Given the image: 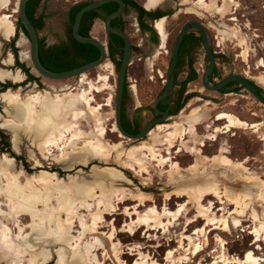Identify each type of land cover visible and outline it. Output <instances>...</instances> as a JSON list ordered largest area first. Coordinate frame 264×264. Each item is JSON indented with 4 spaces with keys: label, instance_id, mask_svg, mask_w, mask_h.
I'll return each instance as SVG.
<instances>
[{
    "label": "rangeland",
    "instance_id": "obj_1",
    "mask_svg": "<svg viewBox=\"0 0 264 264\" xmlns=\"http://www.w3.org/2000/svg\"><path fill=\"white\" fill-rule=\"evenodd\" d=\"M45 1H47L45 13L48 15L46 16L45 27L39 31V37L42 40L43 45L44 35L51 40L61 33L58 24V7H66L70 4L67 0ZM69 1L71 2L72 0ZM234 1L237 5L232 8L230 14H227L224 17L217 13L216 10H213L212 12L197 6V0H191L189 3H185V0L178 1V5L174 10L175 17L168 20V30L166 31L164 27L166 42L163 44L160 33V46L150 56V59L148 60V68L151 69L153 64H165L167 62V51L169 50L167 49V44L171 41L174 27L177 24H182L188 19L201 20L207 25L210 35L213 38L215 44L213 50L218 52V73L216 77L220 79L221 77H227L229 74L241 75L253 80L264 93V86L259 81L264 75V0ZM19 2L20 0H12L8 7L3 9L0 8V16L10 17L16 27L15 34L11 38L6 39L0 37V94L7 92H10L11 95H14V93L18 94L21 99L19 103L23 105L26 102L28 110L25 114V118L20 119L16 116L8 115L5 112L6 106L0 102V130H2L10 143L9 151L3 143H0V167L6 168L8 166L7 162H10L11 165L8 170L15 181L18 180V182L24 187L30 185L33 189L44 191V171H47L56 173L57 178H54L53 182L57 183V185H61L62 188L71 186L74 183L73 181L77 178L82 182L85 180L83 183L94 187L99 194L102 190L111 192L121 188H129L130 186L127 185V183L132 182L131 187L134 191L133 193L144 192L146 195L151 196V201L147 203L148 208L156 206L159 211H162L168 207L170 210L175 211L178 208V205L186 201L187 198L173 197L171 201L166 202V193L172 191V187L169 186V171L173 169L177 163L181 165L182 169H187L195 162L196 155L200 149L203 150L204 155L213 157L218 154L222 147L228 150V155L231 159L242 161L248 158L249 162L247 166L250 168L251 173L253 172L254 174H257L262 181L264 180V105L258 103V101H255L253 98L245 99L232 94H230V96L227 97V100H225V97L221 98V96L215 92H208L210 94V97L206 100L208 104L201 106V104H205L206 102H200L191 107L190 110L182 113L183 109L178 114L179 118L174 117L173 119L164 122V124H161L174 125L176 123H181L189 129V125L185 122L186 117L193 113V111L197 112L200 116L199 124L196 126L197 135L192 136V134H187L184 140L179 139L178 144L171 152L170 163L165 168L160 166V161L168 158V155L164 151L161 159L154 162V170H152L151 177L148 175H142L138 172V168L129 166L132 164V162H130L132 160L126 156L120 157L117 152H114L109 159L97 156L91 158L86 163L78 164L74 158L84 156L85 152H82V149L90 142L99 139L102 131L104 132V138L107 143L113 144L121 142L123 146L122 149L125 151L132 148V146H137L145 142L150 143L151 139L148 134L141 140H130L121 138L119 132L112 131L113 124L115 123L114 106L116 81V79H114V74H112L114 73L113 69L107 70L105 67H99L85 73V77L79 76L77 78L61 81L46 79L35 72L30 59L29 38L21 30L16 34L19 18ZM180 3L182 5H179ZM218 4L222 6L223 0H218ZM171 7H173V5ZM194 7H197L202 11L200 15H195L190 12V9ZM39 15L44 17V0L41 1L39 8L37 9V16ZM224 24L229 28L226 33L219 30V27ZM236 30H240L242 35L244 34L243 36H245L247 43L249 44L250 52L248 61H244L243 59L244 49L239 43L238 31ZM169 34H171V36H169ZM145 57L148 56L146 55ZM136 59L137 58L133 59L135 65H131L129 68V77L142 79L145 77L147 71H145V69H138L136 72ZM17 62L25 65L26 68L30 70L31 74L36 78H39V82H30L28 76L18 66ZM200 64L203 65V62L201 61ZM139 66H141V63H139ZM160 68L163 70L162 67ZM135 73H137V75H134ZM99 80H102L101 83H98ZM104 83L107 84V89L102 93H95L96 101L94 103L95 105L98 103L104 105L101 114H95L87 110V103L83 100V111L77 110L78 116H76L75 113H69L66 123L58 126L54 130L50 124L53 118H58L61 115V107L57 103L56 98L57 94L63 95L67 92H72L75 95H80L84 92L88 93L92 84L95 86H101ZM9 86L12 87L8 88ZM143 87L145 90L138 94V98L132 96L127 103V109L130 110V112H133L135 107L139 106L140 103H149L153 101V98L150 97V95H152V84L146 80L144 81ZM46 91L48 94L45 93ZM111 95L113 96V99L110 107L106 104ZM240 95L248 96L246 93H240ZM30 96H39V102L27 101ZM44 97L46 100L45 108L44 105H41L44 104ZM238 99L240 100L239 102L237 101ZM29 102L31 103L29 104ZM240 104H243V106L240 107ZM248 108H253L252 112L255 113L254 116H249L247 111ZM112 111L114 112V115L112 114ZM223 112L234 114L241 119L247 120L249 123H263L262 128L257 133L251 129H235L228 134L221 135L218 140L214 142L211 140L213 130L215 127L222 126L224 121L218 122L216 121V118L212 119L211 117L214 115L217 117ZM88 117L90 118V121H88ZM27 118L30 119L28 120ZM7 119L14 120L20 124L21 127L24 125L30 126V131H22L23 136H20L17 146H15L13 142L15 136L13 130L4 126ZM210 125H212L211 128L209 127ZM70 127L71 129L67 130ZM54 131H62L63 133L64 137L60 143L58 142L60 149L58 150L51 146L49 151L44 152V143L47 142L46 139H48ZM75 132H78L79 134L74 140H71ZM1 140L2 138L0 137V142ZM201 141H205V147L200 146ZM161 150H164V148H161ZM63 154H68L70 156L61 158ZM57 158L60 161H57ZM106 166L114 167L118 169L119 172L103 170ZM108 173H112L115 176H113V179L117 181V183L120 182L119 184L122 186H100L99 181L97 180L98 176H105ZM147 178H150L151 180ZM70 180H72V182ZM7 183H9V179L3 178L2 185H4V188ZM258 184L260 185L261 181H259ZM186 187L187 186L185 185L181 186L182 189ZM258 187V191L264 192V189L261 186ZM223 188L229 189L230 192L231 190L233 191L232 187L227 184H224ZM234 191L239 193L243 192V190L237 191L235 189ZM133 193L126 196H123L124 194H118L119 197H124V199H126L122 204H119L116 201L118 195L115 196V199H112L114 210L116 211L114 212L113 209L110 208L111 214L106 215L104 222L101 224L100 232L104 233V235L101 233L89 234L82 239L78 238L82 231L80 217H86L91 223V216L89 213L97 208V203L101 198H96L91 201L93 206L90 211H80L74 222L73 233L76 236L74 244L82 255L86 253V246L92 244V251L104 264H135L137 259L139 261L148 260L150 264H170L165 260L167 253L171 250L178 249L183 237L193 236L194 242L196 244H201L203 250L198 254L191 253L189 255V261L181 264L213 263L222 252L221 246L217 241L219 237H222L226 242L225 252L229 258L244 259L246 254L251 251L257 257L264 259V239L258 242L257 245H254L253 242L255 241V237L251 234V231L256 225L260 226L259 222L253 220V208L254 206L257 207V212L259 213L261 220L264 222V203L256 200L251 204L250 208L246 210V217L236 215V217L243 219V224L239 228H233L231 232H222L221 230H211L210 228H207L205 232L199 234L198 230L203 228L205 224V221L202 219L187 227L189 220L197 214L195 209H193V206H190L189 212L181 217L168 232L165 231L164 226L160 229L153 230L151 228L149 229L148 226H141L137 228L135 227V231L131 233L128 232V228L125 227L126 222L130 220L129 217L125 216V212L127 209L134 211L137 204V201L133 199ZM210 200H215V198L209 196L205 203L207 204ZM51 204L52 207L54 206L57 208V200L53 199ZM235 209L236 206L231 205L229 202L224 205L216 202L215 212L218 217H227ZM3 210L9 212L7 206H3ZM140 210L144 211L146 208L142 207ZM64 217L65 219L67 218L66 215H64ZM31 224L32 220L30 217L22 222H15L10 218L7 220L5 217L0 220V264H28L30 260L29 254L33 252L40 253V251L45 255L52 254V258L47 264L56 263L58 259L57 251L61 247L63 248V246L50 243L54 238L51 231L52 228L48 227L43 234L39 233L38 230L28 227ZM231 224L233 227V223ZM4 227H6V229H4ZM112 232L115 237L113 240L108 238L109 234ZM195 232L197 233L194 234ZM38 234L44 238V243L42 241L33 240ZM112 241L115 245H113ZM132 250H134V252H132ZM133 253L134 255H132ZM117 254H119L121 261H117ZM182 254L184 255L185 253L180 250L176 254L177 259L183 256ZM180 261L182 260L180 259ZM262 264H264V262Z\"/></svg>",
    "mask_w": 264,
    "mask_h": 264
},
{
    "label": "bare ground",
    "instance_id": "obj_2",
    "mask_svg": "<svg viewBox=\"0 0 264 264\" xmlns=\"http://www.w3.org/2000/svg\"><path fill=\"white\" fill-rule=\"evenodd\" d=\"M11 1L12 0H0V8L3 9L8 7ZM166 1L167 0H153L149 2L148 7L152 8ZM189 2H191V0H185V3ZM196 5L212 12L213 10H216L217 13L221 14L224 17L227 14H230L232 8H234L237 3L234 0H223V5L221 6L218 4V0H197ZM190 12L195 15H200L202 11L197 7H194L190 9ZM165 20V18H162L157 24V29L159 33H161L163 44H165L166 42V36L164 33ZM228 29V26L225 24L219 27V30L224 33H226ZM15 31V24L10 19V17L0 16V37L9 39L15 34ZM236 31H238L239 43L243 46L244 49L243 59L244 61H248L250 52L249 44L247 43L245 36H243L244 34L242 35L240 30ZM84 75L85 74L81 76ZM101 81L102 80H99L98 83H101ZM259 81L264 86V75L260 78ZM106 85V83L102 84L101 86H95L94 84H92L88 93L84 92L80 95H75L72 92H67L63 95L57 94L56 98L57 103L61 107V115L58 118H53L50 125L55 130L58 126L64 125V123H66L69 113L72 112L75 113L76 116H78L77 110L83 111V100H85L87 103V110L95 114H101L104 105L100 103H98L97 105L94 104L96 101L95 93H102L107 89ZM45 93L48 94L47 91ZM112 99L113 96L111 95L108 99V103L106 104L107 106L111 107ZM20 100L21 99L18 94L15 93L14 95H11L10 92L0 94V102L6 106L5 112L8 115H13L17 118L24 119L25 114L28 111L26 105L27 103L25 102V104L21 105L19 103ZM39 100V96H30L27 99V101L31 102H39ZM31 102H29V104ZM41 105H44V108L46 107L45 97L44 104ZM113 113L114 112L112 111V114ZM89 117L88 121H90ZM199 118V114L194 111L186 117L185 122L189 125V129L181 123H176L174 125L159 124L149 133V137L151 139L150 143L145 142L137 146H132V148L126 151L122 149L123 146L121 142L113 144L107 143L104 138V132L102 131L99 139L94 142H90L82 149V152H85V155L82 157L74 156V160H76L78 164H83L91 158L97 156L109 159L112 157V154L114 152H117L120 157L126 156L127 158L132 160L130 161L132 162V164L129 166L138 168V172H140L142 175H148L149 177H151L152 170H154V162L158 159H161L162 153L164 151L168 155V158L160 161V166L163 168L167 167L170 163L171 152L178 144L179 139L184 140L187 134H192V136L197 135L196 126L199 124ZM216 121H224V123L222 126L215 127V129L213 130L211 140L214 142H216L221 135L228 134L235 129H251L255 133H257L261 130L263 125V123H249L247 120L241 119L234 114L225 112L220 113L217 116ZM4 126L13 130L15 134L13 139L15 146L18 145V140L22 135V131H30V126L24 125L23 127H21L20 124L11 119H7L4 123ZM209 127L211 128L212 125H210ZM70 129L71 127L67 130ZM112 131L119 132L115 123L113 124ZM78 134V132H75L71 140H74V138L77 137ZM63 137L64 136L62 131H54L53 133H51V136L46 139L47 144L44 143V152L49 151L51 149V146L59 150L60 147L58 145V142L60 143ZM120 137L125 138L122 134H120ZM200 146L205 147V141H201ZM161 148H164V150H161ZM228 153V150L222 147L220 148L218 154L214 155L213 157H208L204 155L203 150L200 149L196 155L195 162L187 169H182L181 165L177 163L175 167L169 171V186L172 187V191L166 193V202L171 201L173 197L187 198L186 201L178 205V208L175 211L170 210L168 207H164L165 209H163L162 211H159L156 206L148 208L147 203L151 201V196L146 195L144 192H139L136 194L133 193L134 191L131 187L132 182L127 183V185L130 186L129 188H121L111 192L102 190L99 194V192H97L94 187L85 185V183H83L85 180L82 182L77 178L75 179V181H73L74 183L71 186L62 188L61 185H57V183L53 182L54 178H57L56 173L44 171V191L33 189L30 185L24 187L18 182V180L15 181V179L11 176L10 171L8 170L11 164L10 162H7L8 166L6 168L0 167V220L5 217L7 220L8 218H10L15 222H22L29 219L30 217V219L32 220V224L28 227L38 230L39 233L44 234V231L47 230L48 227L52 228L51 231L54 238L50 241V243L63 246V248L61 247L59 250L57 249L58 259L55 264H104L92 251V244L86 246V253L84 252L85 254L83 255L79 252V249L74 244V240L76 239V236L73 233L74 222L81 210L90 211L91 207L93 206L91 204V201L95 200L96 198L101 199L97 203V208L94 211H90L89 213V215L91 216V223L86 219V217H80L82 231L78 237L79 239H82L89 234L101 233V224L104 222L106 215L111 214L110 208H112L114 212L116 211L114 210V203L112 199H115V196H117L118 194H124L123 196H126L132 193L134 194L133 199L137 201V204L134 208V211L131 209H127L125 212V216L130 218V220L125 224V227L128 228V232L133 233L135 231V227L137 228L141 226H148L149 229L151 228L152 230L158 228L160 229L162 226H164L165 231L168 232L170 228L173 227L181 217L189 212L190 206H193V209H195L197 214L195 217L189 220V222L187 223V227L202 219L205 221V224L203 228L198 230L199 234L205 232L207 228H210L211 230H221L222 232H231L233 228H239L243 224V219L236 217V215L246 217V210L250 208L251 204H253L256 200L264 203V192H260L257 189L259 188L258 186H261L264 189V180L262 181L257 174H254L253 172L251 173L250 168L247 166L249 162L248 158L242 161H236L234 159H231ZM69 156L70 155L68 154H63L61 158ZM58 160L59 159L57 158V161ZM109 166L104 167L103 170L119 172L118 169ZM113 176L114 175L112 173H108L105 176H98L97 180L99 181V185H111L116 187L122 186L119 184L120 182L117 183V181L113 179ZM3 178L9 179V183L6 184L5 188L3 187L4 185H2ZM147 179L151 180L150 178ZM70 181L72 182V180ZM259 181H261L260 185L258 184ZM224 184L232 187L233 191L235 189L237 191L243 190V192H233L232 190L230 192L229 189L223 188ZM184 185L187 187L182 189L181 186ZM119 195L118 197H116V201L119 204H122L126 199H124V197H119ZM209 196L214 197L215 200H210L206 204L205 201ZM53 199L57 200V208L54 206L52 207L51 202ZM216 202H219L222 205L229 202L231 205L236 206V209L232 211L227 217H218L215 212ZM3 206H7L9 208V212L4 211ZM142 207H145L146 210L141 211L140 209ZM64 215H66V219ZM252 217L255 222L260 223V226L256 225L251 231V234H253V236L255 237V241L253 242V244L257 245L258 242L264 239V222L261 220L256 206H254L253 208ZM231 223H233V227ZM4 229H6V227H4ZM196 233L197 232H195L194 234ZM101 234L104 235V233ZM108 238L113 240L115 238L114 233L112 232L111 234H109ZM33 240L42 241L44 243V238L40 236V234L36 235V238H34ZM217 241L221 246L222 252L211 264H262L264 262V259L257 257L251 251L246 254L244 259L229 258L227 257L225 252L226 242L224 241V239L222 237H219ZM113 245H115L114 242ZM180 250H182L185 254H182L183 256L177 259L176 254ZM202 250L203 248L201 244H196L194 242L193 236H185L183 237L178 249L169 251L166 255L165 260L170 264L186 263L187 261H189V255L191 253L198 254ZM132 252H134V250H132ZM132 255H134V253ZM29 256L30 260L28 264H47L52 258V254L45 255L41 251L40 253L33 252L29 254ZM116 259L117 261H121L119 254L116 255ZM180 259L182 261H180ZM135 264L150 263L148 262V260L139 261L137 259Z\"/></svg>",
    "mask_w": 264,
    "mask_h": 264
},
{
    "label": "flooded vegetation",
    "instance_id": "obj_3",
    "mask_svg": "<svg viewBox=\"0 0 264 264\" xmlns=\"http://www.w3.org/2000/svg\"><path fill=\"white\" fill-rule=\"evenodd\" d=\"M99 1L101 0H72L71 2L67 0L70 3L68 6L58 7V24L61 33L51 40L44 35V58L53 55L70 56L71 60L78 64L79 67L100 58L101 49L99 47L88 43L77 42L73 36V27L79 12L88 5ZM150 1L153 0H111L84 13L79 22L80 36L92 38L104 47L106 58L101 67H105L107 70L113 69L114 73L112 74H114V79L117 78L119 73L126 47V40L120 34H124L129 40L131 57L125 78L123 99L128 103L132 96L138 98V94L145 90L143 87L144 81L147 80L152 84V95H150L153 98L152 102L140 103L139 106L135 107L133 112L127 109V105L126 108L122 109V124L129 127V124L132 123L135 126L134 129H137L138 132L150 121L161 118L162 113L168 112L170 116L167 120L173 119L174 117L179 118L178 114L181 110L184 109L182 111L183 113L200 102H206L208 97H210L208 92H211L204 86V74L209 67L210 60L203 37L199 31L190 30L184 36L178 50L177 64L174 71V84L172 91L167 96L168 102L160 101L155 107L158 98L165 90L168 70L173 61L172 51L182 27L192 20L199 22L206 29L208 27L204 22L196 19H188L182 24H177L174 27L172 39L169 38L171 41L167 44V49H169L167 51V62L165 64H153L152 68L149 69L148 60L152 53L159 48L161 42L157 24L160 19L166 18L165 30H168V20L175 17L174 10L178 5L177 2L180 0H167L162 5L159 4L152 8L148 7ZM46 3L47 1L44 0V27L46 16L48 15L45 13ZM172 5L173 7H171ZM179 5L182 4L180 3ZM121 8L120 15L116 16L115 14ZM114 30L118 33L114 32ZM214 45L212 38V52L216 64L213 74L209 77L211 85L225 78L221 77L219 79L216 77L218 73V52L213 50ZM146 55L148 57H145ZM134 58H137L136 72L138 69H145L147 71L145 77L142 79L129 77V68L131 65H135ZM201 61L203 65L200 64ZM139 63H141V66H139ZM134 75H137V73ZM252 83L255 85L257 92L264 97V93L260 87L254 81ZM215 93H218L221 98L225 97V100L232 94L245 99L253 98L255 101H258L247 87L238 82L229 83L224 89ZM240 93H246L248 96L240 95ZM237 101L239 102L240 100L238 99ZM258 103L260 102L258 101ZM206 104L208 102L201 104V106ZM239 106L242 107L243 104ZM252 110L253 108H248L247 110L250 117L255 114ZM211 118L214 119L217 117L214 115Z\"/></svg>",
    "mask_w": 264,
    "mask_h": 264
},
{
    "label": "water",
    "instance_id": "obj_4",
    "mask_svg": "<svg viewBox=\"0 0 264 264\" xmlns=\"http://www.w3.org/2000/svg\"><path fill=\"white\" fill-rule=\"evenodd\" d=\"M29 1L30 0H21L20 1L19 9H18V14H19L18 21L24 27V29L26 30V32L28 34V38L30 41V59L32 62L33 69L35 70V72L39 76H42V77L49 79V80L61 81V80L77 78V77H79V76H81V75H83V74H85V73H87L93 69H97V68L101 67V65L103 64V62L105 61V58H106V51H105L104 47L99 42H97L96 40H94L92 38H84V37L80 36V34H79V22H80V19L84 13L91 11V10L99 7L100 5L105 4L111 0H101L99 2L92 3V4L88 5L87 7H85L84 9H82L79 12V14L77 15L76 21H75V24L73 27L74 39L80 43H88V44H92V45L99 47L101 49L100 58L94 62L82 65L80 67H77V68H74L72 70H68L65 72L49 71L40 62V59H39V47H40L39 33L35 29L34 25L32 24V22L30 21L28 15H27V4ZM121 11H122V8L115 15L116 16L120 15ZM190 30H197L201 33L203 40H204V43H205L207 54H208V57L210 60L209 67L204 74V86H205V88L211 92H218V91H221L222 89H224L229 83L238 82L240 84H243L245 87H247L249 89V91L253 94V96L261 104L264 105V97L261 96L257 92L255 85L252 83L253 80L248 79L247 77L232 74V75H229V76L223 78L221 81H219L218 83H216L214 85L210 84V78L209 77L213 74L215 64H216L215 57H214L213 52H212V38L210 36V31L208 29L202 27L199 22L192 20V21H189L186 24H184V26L182 27V29L180 31V34L178 35V37L176 39V42L174 44V48L172 51L173 61L169 67L168 74H167V79H166L167 84L165 86L164 92L158 98L155 107L157 106V104L160 101L168 102L167 96L172 91L173 84H174V71H175L176 64H177L178 50H179L180 44H181L184 36ZM114 32H117V31L114 30ZM120 35H122L124 37V39L126 40V47H125L124 57H123V60H122V63H121L120 69H119V73H118L116 81H115V106H114L115 124L117 126L119 133L122 134L126 139L138 141V140L143 139L145 136H147L150 133V131L153 130L157 125L163 124L169 118L170 115L168 114V112L162 113L161 118L150 121L148 124H146L141 129V131L138 134H130L123 128L122 121H121L122 100H123V93H124V87H125V78H126V74H127L128 65L130 63L131 48H130V42L127 39V37L124 34H120Z\"/></svg>",
    "mask_w": 264,
    "mask_h": 264
},
{
    "label": "trees",
    "instance_id": "obj_5",
    "mask_svg": "<svg viewBox=\"0 0 264 264\" xmlns=\"http://www.w3.org/2000/svg\"><path fill=\"white\" fill-rule=\"evenodd\" d=\"M42 0H30L27 4V15L34 25L35 29L38 31H41L44 27V17L42 15L37 16V9L39 8V5ZM22 31L27 37L28 34L24 27L19 23H17V33L19 31ZM40 47H39V59L42 65L49 71L52 72H65L68 70H72L74 68L79 67L78 64L74 63L70 56H60V55H53V56H46L44 58V45L42 40L39 41ZM18 66L25 72V74L28 76L30 82H39V78H36L33 74L30 73V70L26 68L25 65L20 64L17 62ZM12 86H9L10 88ZM127 103L123 99L122 101V109L126 108ZM123 128L130 134H138L139 132L137 129L135 130V126L131 123L129 124V127H126L122 124ZM0 137L2 138L0 143H3L5 145L6 149H10V143L8 141V138L4 135L2 130H0ZM3 151V150H2Z\"/></svg>",
    "mask_w": 264,
    "mask_h": 264
}]
</instances>
